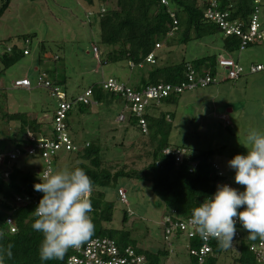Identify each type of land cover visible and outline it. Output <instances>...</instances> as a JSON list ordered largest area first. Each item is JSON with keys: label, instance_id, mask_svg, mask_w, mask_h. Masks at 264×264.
<instances>
[{"label": "rangeland", "instance_id": "obj_1", "mask_svg": "<svg viewBox=\"0 0 264 264\" xmlns=\"http://www.w3.org/2000/svg\"><path fill=\"white\" fill-rule=\"evenodd\" d=\"M105 8V4L97 0L92 5L83 0H11L0 18V41L11 39L13 44L23 49L22 40L18 39L25 35L35 36L28 46L29 55L0 74L2 154L13 152L19 137L18 123L6 122L4 114L28 112L41 123L44 131H50L57 106L56 99L44 89L24 91L14 88L13 83L18 78L26 75L33 82L39 72H47L50 80L64 81L65 91L71 97L82 95L93 84L109 78L133 87L151 67L175 64L181 60L191 62L212 55L217 58L226 56L220 34L193 39L186 44H180L179 35L175 34L169 39L173 42L171 45L161 43L156 49L158 60L154 65H143L140 70L130 69L126 61L100 64L97 57L105 58L108 48L99 42L97 14ZM231 58L245 69L238 80L223 81L225 75L219 71L218 80L222 82L186 91L176 104H155L148 113L153 116L174 114L169 143L183 147L192 155L213 152L211 165H216L223 173V180L244 191L243 186L235 183V171L228 162L237 154L247 155L244 145L251 130L264 133V72H247L250 64L262 62L263 49L252 45L231 55ZM121 114L128 119L124 104L115 99L105 105H91L90 113L85 114L74 107L69 117V136L79 146L83 142H98L103 167L111 173L120 169L141 171L149 163L147 154L152 149L151 144L147 133L143 134L138 127L131 126L128 120L119 122L117 118ZM221 115L227 117L230 126L220 120ZM3 159H0V164ZM77 163L73 154L62 150L58 153L54 171L71 169ZM13 166L36 174H41L44 169L42 161L26 157L8 163L5 169L10 170ZM120 189L125 191L128 204L120 202L113 188L107 189L106 198L113 202L114 208L112 221L104 227L128 231L139 249L152 252L167 249L169 254L166 260H161L162 264L189 263L184 238L171 240L170 246L164 240L162 221L166 215L165 207L158 198L150 195V185L130 180L124 182ZM124 214H127L125 223L122 222ZM230 263V257L221 261V264Z\"/></svg>", "mask_w": 264, "mask_h": 264}, {"label": "trees", "instance_id": "obj_2", "mask_svg": "<svg viewBox=\"0 0 264 264\" xmlns=\"http://www.w3.org/2000/svg\"><path fill=\"white\" fill-rule=\"evenodd\" d=\"M83 1L88 5H92L94 2V0ZM97 1L106 6L103 12L97 14L99 42L102 46L108 48L105 58L99 59L97 57L100 64L107 65L126 61L132 63L135 66L134 68L141 70L143 65L150 64L146 62V58L152 53L154 63L150 65L156 64L158 57L155 54V46H161V43L165 46L171 45L173 42H169V39L173 38L175 34L179 35L178 42L180 44H186L193 39L200 40L209 35H221L215 25L204 20L203 13L206 4L203 0H167L168 7L163 6L160 0ZM10 2L11 0H0V18L7 10ZM262 6V11H264V3ZM219 8L228 11L231 19H242L243 21H246L254 12L253 0H221ZM170 12L174 13L178 29L171 36H168L173 29V19L170 17ZM34 36V34L25 35L18 39L22 40L23 49L13 44L11 39L0 41V43H12L13 45L10 53L0 56L2 68L0 74L25 56L23 54L24 42L27 40L30 45V41ZM239 45L240 40L235 37H222V50L230 56L237 54ZM216 60L217 57L212 55L191 62L181 60L175 64L151 67L148 73L144 74L146 76H142L141 85L134 88L140 89L158 83L180 84L185 81V66L187 64H191L197 72L202 67L210 68L211 75H213ZM138 65L142 67L139 68ZM45 73L47 74V72ZM52 82L64 87V81L52 80ZM89 88L92 89L93 101L98 105H105L109 101L112 102L113 99L122 101L119 96L102 91L98 84H93ZM179 96H169L161 100L160 103L174 105L177 103ZM122 103L124 104L123 101ZM74 107H78L81 114L90 113L91 109V105L83 104L71 108L66 119L68 133L70 129L69 117ZM166 118H169V120L167 121ZM173 118L174 114L160 113L158 116H153L147 110L144 119L147 125V137L152 149L147 154L149 163L141 171L120 169L111 173L103 167L101 147L98 142L82 141L83 143L79 146L69 136L75 150L65 152L73 154L76 161H78L71 169L82 168L92 181V190L89 195L92 211L89 215L94 224V230L87 240L108 238L115 241L120 249L128 246L133 248L136 253L143 255L150 264H162L161 260H166L168 257L169 252L167 249L163 248L156 252L139 249L136 241L128 231L104 227V224L112 221L114 208L113 202L106 198L107 189L113 188L118 196V191L124 182L130 180L144 181L151 187L150 195L158 198L164 205L165 216L172 215L174 218L179 219L191 218V210L198 207L214 193L220 178L216 175L210 162L214 155L213 152H200L193 155L188 153V156L180 164L175 162L173 156L162 154L165 149L175 150L181 148L172 146L169 143V137L173 129ZM3 120L8 123H18L19 137L16 139V148H21V145L28 143L27 133H32L38 138L53 139L55 137L52 128L50 131L48 129L44 131L41 128V123L28 112L4 114ZM127 120L131 126L137 127L135 118L128 116ZM25 157L34 160L32 157ZM57 158L58 155L53 159V170ZM15 161H9L5 156L0 164V249L3 250L0 255L4 257L3 264H67V259L71 254L69 249L60 260L41 261L39 258L38 249L43 236L31 227L35 220L31 213L35 208L32 206L16 207L13 203L16 195L37 192L33 186L41 181L38 178L39 174L16 169L14 166L10 170L5 169L8 163ZM194 163L196 164L194 171L189 172L191 165ZM8 218L13 220L16 228V232L13 234H10L6 229ZM126 220L127 214H124L122 222L125 223ZM244 231L243 241L235 248L221 249L218 243L213 241L212 254L207 257L204 264H221L222 260L229 257L231 258L230 264H260L248 250V245L252 240L248 239V233L245 229ZM9 245H12L11 258L6 254ZM190 245L195 247L199 243L194 240L190 242ZM195 262L196 260L190 257L189 263Z\"/></svg>", "mask_w": 264, "mask_h": 264}, {"label": "built area", "instance_id": "obj_3", "mask_svg": "<svg viewBox=\"0 0 264 264\" xmlns=\"http://www.w3.org/2000/svg\"><path fill=\"white\" fill-rule=\"evenodd\" d=\"M203 1L206 4V9L203 13L204 20L215 25L223 38L235 37L240 40L237 53L246 50V48L252 45L259 46V48L263 49L262 62L250 64L247 68V72L249 74L264 72V17L262 16V0H253L254 12L246 21H243L242 19H231L228 11L219 8L221 0ZM160 3L165 7H168L169 5L167 0H160ZM101 12H103V10ZM170 17L173 19V29L168 36H171L172 33L178 29L177 21L173 12H170ZM24 44L25 48L23 54L27 56L29 55L27 49L29 43L26 40ZM12 46L13 45L10 43H0V56L10 53L12 51ZM155 48H160V45H156ZM94 53L96 54L95 48ZM146 62L150 64L154 63L153 53L146 58ZM128 66L130 68L135 67L132 63H128ZM138 67L140 68L142 66L138 65ZM185 70V81L175 85L158 83L136 89L120 83L116 79L109 78L98 84V87L104 92L119 96L124 102L127 115L135 118L137 120V127L143 134H146L147 125L144 116L150 107L159 104L161 100L166 99L169 96H178L186 91L203 89L212 84L222 82L218 80L219 71H222L225 75L223 81H236L245 73V69L228 54H226L225 57L217 58L213 75H211L212 72L210 68L202 67L199 72H197L191 64H187ZM13 87L22 90H30L32 88L44 89L52 98L56 99L57 106L52 118V129L55 137L53 139L38 138L32 133H27L26 139L28 143L26 146L15 148L14 151L9 154L0 153V159L2 160L6 156L9 161H14L20 157L28 156L32 157L34 160L38 159L42 161L44 166L43 171L49 168L52 169L53 159L60 151L75 150V146L70 140L67 131V113L73 106L79 104L94 105L95 102L92 99V89H86L82 95L69 97L65 89L60 85L54 84L45 72H39L33 82H30L27 78L18 79L13 83ZM219 118L226 126H230V122L226 116L221 115ZM117 120L119 122H124L127 120V116L121 114L118 116ZM162 154L173 156L177 164H180L183 159L188 156V152L184 148H177L175 150L165 149L162 151ZM195 166V163L192 164L189 172H192ZM212 167L215 170L216 175L220 178L218 185H229L234 188L229 182L223 180L224 175L216 165L213 164ZM216 191L217 187L211 196H213ZM118 196L121 203L124 205L128 204L125 197V191L119 189ZM42 197V192L16 195L13 204L16 207L32 206L36 208ZM242 210L244 209H238V211ZM162 227L164 240L169 246L173 239H185V249L188 257H193L196 260L195 263L186 264H204L207 257L212 254V242H217L212 238H202L190 223V218L179 219L174 218L172 215L164 216ZM6 229L10 234L16 232V228L14 227L11 218L6 220ZM244 232V228L237 219L236 234L233 240V246L230 248L237 247L240 242L243 241ZM194 240H197L199 245L192 247L190 242ZM69 250L71 254L67 259V264H150L143 255L136 253L133 248L128 246L120 249L115 241L108 238H93L86 240L80 247L69 248ZM248 250L254 255L258 263L264 264V240H261L258 237L256 240L250 241Z\"/></svg>", "mask_w": 264, "mask_h": 264}, {"label": "clouds", "instance_id": "obj_4", "mask_svg": "<svg viewBox=\"0 0 264 264\" xmlns=\"http://www.w3.org/2000/svg\"><path fill=\"white\" fill-rule=\"evenodd\" d=\"M244 146L247 155L237 154L228 162L235 171V183L243 186L244 191L218 185L213 196L191 210L190 223L196 232L204 239H215L225 250L233 246L237 219L248 239L264 240V133L251 130ZM38 178L41 182L33 187L43 197L31 213L35 217L31 227L43 236L39 258L60 260L69 248L80 247L94 230L88 198L92 181L80 167L59 171L49 168ZM241 208L244 210L238 211ZM11 247L6 253L9 258ZM3 261L0 255V264Z\"/></svg>", "mask_w": 264, "mask_h": 264}, {"label": "crops", "instance_id": "obj_5", "mask_svg": "<svg viewBox=\"0 0 264 264\" xmlns=\"http://www.w3.org/2000/svg\"><path fill=\"white\" fill-rule=\"evenodd\" d=\"M144 76H146V75H144ZM23 78H26V75L23 76ZM18 79H21V78H18ZM141 81H142V76H140L139 83L135 84V86H133V87H139L141 85Z\"/></svg>", "mask_w": 264, "mask_h": 264}]
</instances>
